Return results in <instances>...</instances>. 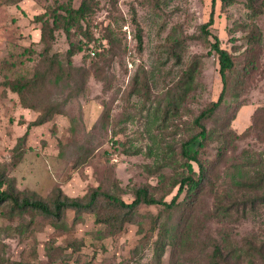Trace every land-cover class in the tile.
<instances>
[{
    "label": "rangeland",
    "instance_id": "1",
    "mask_svg": "<svg viewBox=\"0 0 264 264\" xmlns=\"http://www.w3.org/2000/svg\"><path fill=\"white\" fill-rule=\"evenodd\" d=\"M95 1L94 12L81 27L88 25L94 37L106 27L111 44L101 40L99 45L97 40L94 45L102 50L90 58L75 29L67 38L60 30L53 32L45 54L39 41L41 24L35 18L66 2L76 8L79 0H0L1 190L50 206L57 190L66 201L85 203L98 190L129 203L135 188L146 187L155 199L168 202L177 189L173 185L188 174L180 145L197 133L193 119L221 90L216 56L210 50L215 37L231 55L233 68L226 73L222 107L204 123L210 136L197 158L207 166L206 178L185 217L179 211L140 205L110 236L86 210L67 207L54 220L0 204L4 258L20 264H155L159 229L168 232L177 226L179 240L165 248L160 264H209L213 246L227 261L239 255V264H245L248 247L262 246L264 251V204L250 209L245 200L259 193L237 184L250 181L264 164V143L249 129L252 114L264 106V9L252 17L246 0ZM132 18L141 33L140 50ZM209 19L204 36L200 26ZM252 25L260 33L261 50L255 68L242 80L245 36ZM69 45L80 50L70 59L71 69L55 82L46 72L45 59L63 63ZM190 67L192 81L182 93L178 88L184 87L180 83ZM16 79L35 81L29 97L35 110L23 109L1 84ZM171 102L175 110L163 116ZM227 103L240 105L229 122L238 138L227 143L223 159L214 163L220 146L218 118L229 116ZM49 107L60 108L63 115L31 126L26 150L12 166L15 139ZM196 143L186 149L193 152ZM234 165H243L241 172ZM190 166L197 174L196 165ZM218 206L228 208L219 213ZM253 264L263 263L255 258Z\"/></svg>",
    "mask_w": 264,
    "mask_h": 264
},
{
    "label": "trees",
    "instance_id": "2",
    "mask_svg": "<svg viewBox=\"0 0 264 264\" xmlns=\"http://www.w3.org/2000/svg\"><path fill=\"white\" fill-rule=\"evenodd\" d=\"M97 3L95 0H79V3L76 8H73L69 2L64 3L63 5H58L57 7L52 8L51 10L45 11L41 16H37L35 19L38 20L41 24L39 30V41L43 44L42 52L48 50L47 40L52 39V33L60 30L67 38L69 37V32L71 29H75L84 39L85 47L87 50V55L90 58L98 56L102 49H99L94 42L98 40V43L101 40H106L108 44H111V34L108 32L107 28L104 27L100 37H94L93 32L85 25L81 27L82 22L86 21L87 17L94 12ZM246 7L250 10V16H256L261 10L264 9V0H246ZM47 14V17L42 20V16ZM132 22L135 25L136 33L134 39L137 44V49H141L142 40L141 33L137 27L134 19ZM211 24V19L206 23L200 26V30L204 36H207V27ZM246 47L243 51L244 64L241 68V79L245 80L246 76L250 75L252 70L255 68V64L258 60L257 55L260 53V33L257 28L252 25L247 29ZM100 45V43H99ZM80 50V47L77 48ZM73 48L72 45H69L68 49L65 52L64 62H58L55 57H48L45 59L44 65H46V72L52 73L55 82H59L62 78V75L65 70L71 69L70 59L78 51ZM210 50L214 53L218 65V76L220 79L221 90L215 101H211L207 106L202 109L197 116L193 119V125L198 129L197 133L191 136L186 141L182 142L180 145L179 154L184 160V165L187 169L188 174H183L179 181L173 186L177 185V189L174 195L171 196L168 202L163 201V199H155L149 192L146 187H138L133 190V198L129 203H124L118 197L101 192L98 190H93L89 196L88 200L85 203H80L78 200H64L60 198L59 190L56 191L55 196L52 199L50 206L39 200H29L25 197H19L9 190H1L4 182L0 178V204L8 203L11 206L12 210L24 211L31 210L35 213L46 217H52L54 220H59L61 211L67 207L74 209L75 211L86 210L94 216V221L102 225L105 235H113L115 232L122 229L124 223L130 221V217L135 213L136 209L140 205L145 206H160L164 210L168 211H179L180 216L185 217V214L191 210L193 202L196 195L198 194L200 183L205 177V168L202 163L199 162L197 155L200 148L203 147L204 142L209 138L210 133L206 130L204 123L214 118L217 115V111L222 107L227 95V83L226 73L233 68V61L231 55L225 50L221 49L218 45V41L215 37L212 38V43L210 44ZM89 52H93V56L89 55ZM193 70L190 67L185 71L184 76L185 80L181 82L182 86L178 90H182L184 93L190 87L192 81ZM5 82V81H4ZM1 84L9 90L11 93H14L17 97L19 105L23 109L35 110V106L29 102V97L33 93L35 88V81H29L25 79H16L13 81H6V84L1 82ZM236 96V95H235ZM168 107L162 111L163 116H165L168 110H175V105L173 102L167 103ZM231 106V107H230ZM240 107L238 104L227 103L224 105V110L230 108L228 117L223 116L218 118L219 125V140L220 146L218 147L215 155L214 163H219L223 159V156L226 152L227 143L233 138H238L232 131L229 129V122L233 118V115ZM223 110V111H224ZM62 114L60 108L49 107L45 110L38 112L37 117L26 125V130L24 133L15 139V144L12 151V166L16 165L22 155L24 154V144L26 137L28 135V129L31 126H39L47 121H49L54 115ZM254 131L255 139L258 142L264 143V106L256 110L251 117V125L249 127ZM197 142V143H196ZM196 143V149L193 152H189L186 148L192 144ZM28 150V149H27ZM193 163L197 167V174H195L190 164ZM243 166V165H242ZM241 165H234L235 169L238 172H241L239 167ZM1 177V176H0ZM206 178V177H205ZM238 186L245 188L249 192L259 193V195H254L251 198L245 200V204L252 209L255 205L264 204V164H259L258 170L255 175H253L250 181H243L237 183ZM184 195L181 201H178L180 195ZM228 207L218 206L216 211L219 213H224ZM159 229L158 236L154 242V261L155 264H160L161 258L164 254V250L167 246L174 247L176 246L179 240L178 227L173 226L167 232L165 229ZM245 256L249 257L245 264H253L255 258L264 264V251L262 246L258 248L248 247ZM231 261H227L222 257L221 251L218 246H213L209 264H239L240 256L234 255ZM0 264H20V263H9L3 256V253L0 249Z\"/></svg>",
    "mask_w": 264,
    "mask_h": 264
},
{
    "label": "built area",
    "instance_id": "3",
    "mask_svg": "<svg viewBox=\"0 0 264 264\" xmlns=\"http://www.w3.org/2000/svg\"><path fill=\"white\" fill-rule=\"evenodd\" d=\"M93 54H94L93 52H89V55H90V56H93Z\"/></svg>",
    "mask_w": 264,
    "mask_h": 264
}]
</instances>
